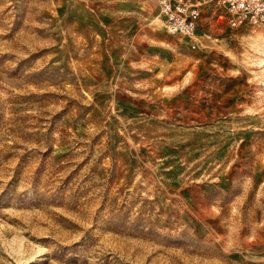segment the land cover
<instances>
[{"label": "rangeland", "instance_id": "rangeland-1", "mask_svg": "<svg viewBox=\"0 0 264 264\" xmlns=\"http://www.w3.org/2000/svg\"><path fill=\"white\" fill-rule=\"evenodd\" d=\"M154 0H0V264H264V23Z\"/></svg>", "mask_w": 264, "mask_h": 264}, {"label": "built area", "instance_id": "built-area-1", "mask_svg": "<svg viewBox=\"0 0 264 264\" xmlns=\"http://www.w3.org/2000/svg\"><path fill=\"white\" fill-rule=\"evenodd\" d=\"M168 34L193 36L203 6L222 9L229 28L264 23V0H155Z\"/></svg>", "mask_w": 264, "mask_h": 264}, {"label": "crops", "instance_id": "crops-1", "mask_svg": "<svg viewBox=\"0 0 264 264\" xmlns=\"http://www.w3.org/2000/svg\"><path fill=\"white\" fill-rule=\"evenodd\" d=\"M154 1H155V0H154ZM155 7H157V6H156V2H155Z\"/></svg>", "mask_w": 264, "mask_h": 264}]
</instances>
